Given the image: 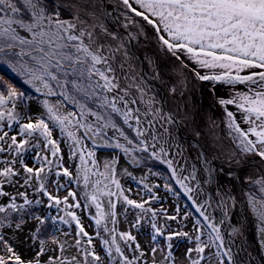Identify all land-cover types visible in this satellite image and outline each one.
Here are the masks:
<instances>
[{
    "label": "snow or ice",
    "instance_id": "1",
    "mask_svg": "<svg viewBox=\"0 0 264 264\" xmlns=\"http://www.w3.org/2000/svg\"><path fill=\"white\" fill-rule=\"evenodd\" d=\"M121 3L144 22L125 17L123 27L135 25L134 33L110 30L104 23L110 14L100 0H0V70L44 97L39 101L44 112L23 122L17 103L32 97L0 80V264H147L144 257L149 253L136 236L119 228L129 209L137 212L129 222L131 229L139 230L147 220L153 230L151 264H176L170 243L174 237L195 242L185 253L187 264H246L239 259L245 250L226 242L222 232L238 203L224 181L239 179L249 185L245 207L258 221L264 247V0ZM145 25L153 30L156 52L169 55L171 64L166 66L156 54L137 55L129 47L145 35ZM194 81L211 82L213 94L217 84L231 89L228 97H216L224 107L223 122L233 145L226 153L220 148L217 122L208 118L199 123L203 93ZM57 130L60 139L53 138ZM185 133L196 140L195 146L185 143ZM61 141L74 168L65 166ZM100 150L110 154L101 159ZM28 155L33 166L26 162ZM222 157L227 172L216 163ZM122 159L147 169L146 174L137 180ZM157 165L166 166L165 171H154ZM234 167L248 171L235 177ZM124 176L143 185L148 198L131 199L126 194L131 189L121 183ZM148 176L162 177L163 188L173 196L183 191L198 213L195 236L173 231L166 236V248L159 246L157 237L164 232L155 220L166 213L150 206L160 199L161 185L149 187ZM61 177L68 184H61ZM71 185L82 189L80 196ZM6 186L17 188L16 194ZM62 189L67 192L63 198L58 195ZM213 199L223 210L219 221L208 211ZM42 206L56 209L57 215H37ZM93 207L89 215L95 232L90 235L74 209ZM176 213L166 219L177 220L179 208ZM29 220L38 223L21 239ZM72 222L77 228L72 242L61 240L58 225ZM231 234L243 236L235 226ZM17 244L34 247L32 259L22 258ZM69 248H75L76 255L66 257ZM57 250L59 255L42 260L46 252Z\"/></svg>",
    "mask_w": 264,
    "mask_h": 264
},
{
    "label": "rangeland",
    "instance_id": "2",
    "mask_svg": "<svg viewBox=\"0 0 264 264\" xmlns=\"http://www.w3.org/2000/svg\"><path fill=\"white\" fill-rule=\"evenodd\" d=\"M118 1L121 3V0H118ZM105 8H106V6L104 7V9ZM107 18L109 19V17H107ZM139 19L141 20V18H139ZM112 20H114V19H112ZM149 28L152 30L151 26H149ZM127 30H129V29L127 28ZM0 80H2L5 84H9L12 87H15L18 92H23L26 96L32 97L27 102L18 101V103H17V110L20 112V114L22 116L25 117V120L23 122H27L26 118L29 116L36 118L44 112L42 105L39 103V101L43 100L44 97L38 93H35L34 89H32L30 86L24 84L20 78H17V77H15L9 73H6L3 70H0ZM202 83H203L204 87H206V89L209 90L212 88L211 82L205 81ZM239 87L243 88V86H239ZM0 90H2V85H0ZM230 92H231V89L229 88V86L223 85V84H217L216 85V95H217L216 97H218V96L228 97L230 95ZM215 101H216V98H215ZM218 107L220 108L222 121H224V118H225L224 107L219 105V104H218ZM228 108H229V110L235 111L234 106H228ZM238 119H239V115H238ZM223 125H224L223 127L225 128V130L227 132L228 130H227L226 124L224 122H223ZM50 127H51V125H50ZM13 134H15L14 131L9 132V135H13ZM53 138L60 139V135H59L58 130L53 132ZM61 149H62V152L64 154L65 166L74 168L75 165L69 159L67 145L63 141H61ZM109 154H110V150L98 151V157L101 159L105 158ZM26 157H27L26 162L29 164V166H33V160L31 158V155H28ZM121 163L124 166L128 167V170L132 173V175L134 177L137 178V180L141 176H144L146 174L147 169H145L143 167H137L135 165L129 166V165L125 164V161L123 159L121 160ZM165 167L166 166L157 165L154 168V171H160L161 173H163L165 171ZM148 177H150V176H148ZM152 177L154 179H156L157 181L154 182L152 179H151V181H148V179H147L145 182L149 185V187H151L155 183L161 185L160 189L158 190V195H159L160 199L151 202L150 206L153 209H156L158 212L160 209H163V210H165L166 215H177L176 209L179 208V206L181 207V205L184 204L186 207L185 211H180L178 219L174 220V221L173 220H167L166 215L158 214L159 218L156 217L155 222L157 223L158 226L161 227L162 231L164 232L163 236L157 237V240L159 242V246L161 248H166L167 243H169V241L166 240V236L173 231H185V232H189L192 236H195V232L193 231V224H194L195 219L198 218V213L195 212L194 206L186 198L183 191L179 190V189H178V191H180V195L175 196V198H177V200H178L177 201L178 205H175V203H172V200L170 198H168L169 195L167 196L164 194V192H167V191L162 186L163 182H164L163 178L162 177H155V176H152ZM60 183L61 184H68L67 178L61 177ZM121 183L125 189H129V188L131 189V192H126V194L129 195V197L131 199H135L139 202L142 199L148 198V193L146 192V190H144L143 185L138 184L133 179H131L127 176H124V177H121ZM240 183L242 185L244 194L247 193L250 190L249 185L246 183H242L241 181H240ZM49 187L51 189V184H49ZM173 187L178 188V186H176L175 184H173ZM5 190L9 191L13 195H15L17 192V188H13L11 186H6ZM70 190L77 191L78 196H80V192L82 191V189H78L75 185H71ZM19 191H24V189L20 188ZM154 191H156V190L154 189ZM28 192H29V198H33L32 189H28ZM54 194H56V193L54 192ZM58 195L61 198H63L65 195H67V192L62 189L58 193ZM241 198H242V196H241ZM0 199H3V198H0ZM44 200H45V204H46V198H44ZM160 200H162V203L159 202ZM242 200H243V198H242ZM69 202L71 203V200ZM62 207H63V205H61V208ZM74 210L77 212V215L80 216L81 223L83 224L85 230L87 232H89L90 235H94L95 226H94V222L91 220L90 215H89V212H91V214H94V212H95L94 207L90 210H85V211H81L79 209H74ZM208 211L211 212L215 216L217 221H219L220 219L223 218L222 215H219L218 213L215 212V207L213 205L211 208L208 209ZM249 211H250V209H249ZM186 212H187V218H184ZM48 213H51L52 215H57V210L56 209H49L46 206H42L36 211V214L41 215V216L46 215ZM250 213H251V211H250ZM59 214L63 215L62 212ZM136 214H137L136 210L129 209V212L127 215V220L125 221L122 218L121 222L119 224V228L121 231H127V230L132 231V234L136 236L137 242L141 245V247L146 252L149 253V255L144 257V260L147 262V264H151L152 258H151V254H150V249L152 247L156 246V244L151 239V237L153 235V230L151 229L150 224L147 222V220L145 221V223L142 225V227L139 230L131 229L129 222L135 219ZM251 216L253 219L251 223L254 226L255 235H256V238L258 241V245L261 248V254H262V257L264 260V247H262L259 243L260 237L258 234V221L256 220V218L254 217V215L252 213H251ZM230 221H232V219H228L225 222V224L223 225L222 232H223L224 236H225V232H228V234L230 235V232L228 229V223H231ZM37 223L38 222H36V221L29 220L28 223L25 225L24 233L21 235V239H24V237H26L30 231L34 230ZM58 227L60 229H62V232H69L70 233V235L68 237L63 236L62 232L58 233L59 238L61 240L68 239L70 242H72V237L75 236L76 231H77L75 223L72 222L70 226L61 224V225H58ZM9 235H11V232H9ZM204 238L207 239V236L205 235ZM226 242H228V241L226 240ZM95 243L97 246V251H100L102 248L100 241L96 240ZM170 243L172 244V252L176 258V264H187V261L185 259V253L187 252V250L189 248H194L196 246L195 242L190 241L186 238H182V237H174L172 239V241H170ZM49 247L55 249L56 245L49 244ZM17 251L20 253L22 258H24L25 260H30L35 255L34 247H29L27 244H17ZM56 255H59L58 250L54 251V252H46L45 256L42 257V260H46L48 256H56ZM64 255L66 257H71L73 255H76V249L75 248H69L64 253ZM193 255H195V254H193ZM156 259L158 261L160 259H162V256L159 252L156 254Z\"/></svg>",
    "mask_w": 264,
    "mask_h": 264
},
{
    "label": "bare ground",
    "instance_id": "3",
    "mask_svg": "<svg viewBox=\"0 0 264 264\" xmlns=\"http://www.w3.org/2000/svg\"><path fill=\"white\" fill-rule=\"evenodd\" d=\"M111 1V4L106 5V11L110 13L109 20L114 21L115 29H112L105 21L104 23L109 27L110 30L116 31L118 34L123 33V30L119 27H123L125 23H128L126 20V16H132L134 20H136L138 23L143 25L144 22L139 20V18L134 17L133 14L128 13V11L123 7V5L118 1V0H109ZM102 2V0H101ZM102 4V3H101ZM107 19V18H106ZM145 27V35L140 36L138 40L132 41V43L129 45V47L132 49V51L136 52L137 55H142L144 53L148 54H156L159 56L161 61L165 63L167 66L168 64L172 63V60L170 59V56L165 54L163 51L156 52V49L158 47L157 42L154 38V33L153 30L149 28V26H144ZM124 28V27H123ZM131 32H136V27L135 25H129L128 27ZM148 69L147 66H145V72L147 73ZM201 72H204L206 70L201 69ZM196 83V87L199 92H202L203 95L201 97L202 103L200 105V116H199V123L200 125H204L206 120L208 118L214 119L217 124L219 125V128L216 130L217 135L222 138V143L220 144V148L223 149V151L226 153L229 148H231V144L229 139L227 138V132L225 128L223 127V121L220 113V108L218 107V104L215 101L216 98V92L213 94L210 92L206 87H204L202 82L194 81ZM207 131V129H204ZM184 141L185 143H192L193 146L196 145V140L193 139V137L189 133L184 134ZM200 143L204 144L207 146V140L201 138ZM216 163L218 165H223L225 172L229 170V166L227 163H225L223 157L220 160H217ZM259 165H250V168H258ZM245 171H248V169L241 170L239 168H233V176L239 177L244 174ZM223 175V174H222ZM239 179L233 180L231 183H229V180L226 178L225 183L228 184V187L232 193L233 196L236 197L237 200V206L232 210L230 214V219H232L233 225L235 227H238L241 229L243 232V236H236V242L238 243L239 247H242L245 251H241L242 254H246L247 260L250 262L253 259H256L254 255L249 254V250L247 246L245 245V240H246V235L251 232H254V226L252 225L251 221H249V218L245 215V210H244V203L241 198V193L238 185ZM206 188H208V185H205ZM214 187V185H213ZM218 199V198H217ZM212 205L215 207V212L218 213L219 215L223 216V210L219 207H217L216 204V199L212 200ZM225 239L228 240L229 242V234L228 232H225ZM253 256V257H252ZM239 259H241V256L239 255Z\"/></svg>",
    "mask_w": 264,
    "mask_h": 264
},
{
    "label": "water",
    "instance_id": "4",
    "mask_svg": "<svg viewBox=\"0 0 264 264\" xmlns=\"http://www.w3.org/2000/svg\"><path fill=\"white\" fill-rule=\"evenodd\" d=\"M100 3H102L103 7H105L107 4H111V1L109 0H100ZM106 9V8H105ZM127 10V9H126ZM128 11V10H127ZM128 13H130L128 11ZM132 14V13H131ZM134 15V14H133ZM136 18H139V17H136ZM140 20V19H139ZM114 21V20H113ZM113 21L109 20L108 18L105 19V22L112 28V29H115V24L112 23ZM119 27L121 28V30H123V33L125 35H127L129 32H131V30H127L123 27H121L119 25ZM231 144V143H230ZM233 147V145H231ZM238 185H239V189H240V193H241V196L243 198V203H244V210H245V215L249 218V221L252 222V216H251V213L249 211L248 208L245 207V196H244V192H243V188H242V185L240 183V181H238ZM231 223H228V229H229V232H230V235H229V243L234 247V248H237V250H239V245L238 243L236 242V236H233L231 234V228L234 226L233 225V222L230 221ZM227 240V239H226ZM228 241V240H227ZM245 245L247 246L248 250H249V254L250 255H254L256 257V259H253L252 261H248L247 258H246V254H242V252L240 251L239 252V255L241 256V260H244L246 261V264H264V260H263V257H262V254H261V248L260 246L258 245V241H257V238H256V235H255V229H254V232H251L249 234L246 235V240H245ZM253 257V256H252Z\"/></svg>",
    "mask_w": 264,
    "mask_h": 264
},
{
    "label": "trees",
    "instance_id": "5",
    "mask_svg": "<svg viewBox=\"0 0 264 264\" xmlns=\"http://www.w3.org/2000/svg\"><path fill=\"white\" fill-rule=\"evenodd\" d=\"M26 159H27V157H26ZM148 179V181H151V179L155 182V181H157L156 179H154L152 176H150V177H148L147 178ZM155 184H157V183H155ZM9 192V191H8ZM164 194L165 195H169L168 196V198H170L171 200H172V203H175V205H178L177 204V198H175V196H173L171 193H169L168 191L167 192H164ZM164 200V199H163ZM160 203H162V200H160L159 201ZM184 206V207H183ZM179 209H180V211H185V209H186V207H185V205L183 204V205H181V207L179 206ZM165 211V210H164ZM157 218H159V215H157Z\"/></svg>",
    "mask_w": 264,
    "mask_h": 264
}]
</instances>
